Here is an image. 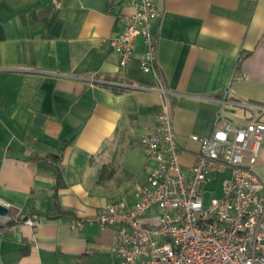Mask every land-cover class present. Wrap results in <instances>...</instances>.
I'll return each instance as SVG.
<instances>
[{
	"label": "crops",
	"instance_id": "0c3cea01",
	"mask_svg": "<svg viewBox=\"0 0 264 264\" xmlns=\"http://www.w3.org/2000/svg\"><path fill=\"white\" fill-rule=\"evenodd\" d=\"M151 1L157 68L189 168L199 147L190 137L211 134L210 97L233 74V93L264 105V0ZM131 13L128 0H0V200L15 210L0 226V264H117L113 229L70 222L110 205L121 179L142 174L139 189L152 168L139 140L163 98L139 69L142 37L124 67L110 44ZM103 78L127 90L114 93ZM254 174L264 189V136ZM55 202L65 214L48 217Z\"/></svg>",
	"mask_w": 264,
	"mask_h": 264
},
{
	"label": "built area",
	"instance_id": "2783aa9c",
	"mask_svg": "<svg viewBox=\"0 0 264 264\" xmlns=\"http://www.w3.org/2000/svg\"><path fill=\"white\" fill-rule=\"evenodd\" d=\"M128 1L132 13L110 44L124 67L134 55L135 38L142 37L139 69L155 78L163 98L153 132L139 140L152 168L129 202L107 205L91 218L72 220L70 227L113 229L110 252L117 264H264V189L254 174L264 105L238 98L231 89L233 74L219 96L210 97L217 105L212 132L190 137L199 147L193 165L184 168L172 124L173 94L158 71L156 38L149 31L157 11L151 0ZM219 180L220 196L204 204L205 186ZM0 207L8 210L0 224H7L15 210L2 200ZM17 220L37 224L36 216L21 219L18 213Z\"/></svg>",
	"mask_w": 264,
	"mask_h": 264
},
{
	"label": "rangeland",
	"instance_id": "374dc122",
	"mask_svg": "<svg viewBox=\"0 0 264 264\" xmlns=\"http://www.w3.org/2000/svg\"><path fill=\"white\" fill-rule=\"evenodd\" d=\"M146 158V157H145ZM147 160V158H146ZM136 175L133 178L121 179L122 185H120V190L116 191L115 194L109 197V204L128 202L132 198L134 192L140 186V182L143 179V176ZM120 182V180H119ZM220 196V180L207 184L205 186L204 192V204L208 203L210 198H217Z\"/></svg>",
	"mask_w": 264,
	"mask_h": 264
},
{
	"label": "trees",
	"instance_id": "16d2710c",
	"mask_svg": "<svg viewBox=\"0 0 264 264\" xmlns=\"http://www.w3.org/2000/svg\"><path fill=\"white\" fill-rule=\"evenodd\" d=\"M95 79L99 80L98 77ZM101 85L109 90H111L114 93H121L126 91V87L120 86L117 84V82L111 78H103L101 79ZM57 161L60 163V158L57 157ZM62 184V168H59L58 177H57V185L60 186ZM65 212L61 209L58 203L55 202L54 207L51 211L47 212L46 215L48 217H54L58 215H63ZM13 221H9L7 224L0 226H8L11 225Z\"/></svg>",
	"mask_w": 264,
	"mask_h": 264
},
{
	"label": "water",
	"instance_id": "95a60500",
	"mask_svg": "<svg viewBox=\"0 0 264 264\" xmlns=\"http://www.w3.org/2000/svg\"><path fill=\"white\" fill-rule=\"evenodd\" d=\"M0 215L1 216H7L8 210L6 208L0 207Z\"/></svg>",
	"mask_w": 264,
	"mask_h": 264
}]
</instances>
